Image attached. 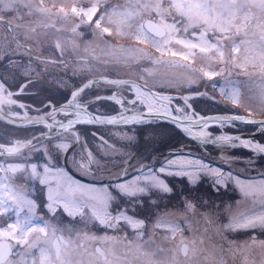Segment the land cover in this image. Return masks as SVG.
I'll list each match as a JSON object with an SVG mask.
<instances>
[{"label":"snow or ice","instance_id":"1","mask_svg":"<svg viewBox=\"0 0 264 264\" xmlns=\"http://www.w3.org/2000/svg\"><path fill=\"white\" fill-rule=\"evenodd\" d=\"M0 264H264V0H0Z\"/></svg>","mask_w":264,"mask_h":264},{"label":"rangeland","instance_id":"2","mask_svg":"<svg viewBox=\"0 0 264 264\" xmlns=\"http://www.w3.org/2000/svg\"><path fill=\"white\" fill-rule=\"evenodd\" d=\"M211 111H215V108H212V109H210ZM254 118H256V119H259L260 117H254ZM213 151H215V150H213ZM231 195V194H230ZM225 198H227V197H225Z\"/></svg>","mask_w":264,"mask_h":264}]
</instances>
